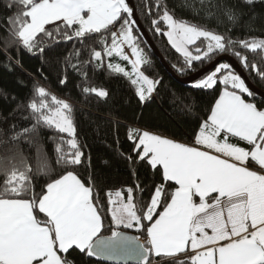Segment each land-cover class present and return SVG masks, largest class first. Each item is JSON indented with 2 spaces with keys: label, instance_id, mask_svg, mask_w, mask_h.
<instances>
[{
  "label": "snow or ice",
  "instance_id": "6c2138e0",
  "mask_svg": "<svg viewBox=\"0 0 264 264\" xmlns=\"http://www.w3.org/2000/svg\"><path fill=\"white\" fill-rule=\"evenodd\" d=\"M257 2L199 0L203 18L223 26L218 31L178 17L166 0H141L150 31L178 54L176 71L210 64L194 87L222 89L190 142L129 130L134 156L125 158L159 173L160 182L109 189L107 208L94 177L77 171L91 158L78 139L73 105L34 85L30 102L18 106L28 112L23 119L29 126L0 128V264H78L77 255L117 264L133 258L153 264V256L163 264H264V104L255 102L245 79L223 60L234 56L264 81V35L230 34L246 15L243 27L255 30L256 17L244 9ZM4 7L11 14L0 24V56L8 67L20 65L21 51L42 57L72 42L64 63L81 77L84 94L109 95L88 83L89 66L126 78L141 103L161 85L146 74L151 62L128 0H8ZM181 7L200 13L187 0ZM59 82L66 84L67 75ZM45 129L55 133L49 139L59 172L44 153ZM23 145L36 149V174L50 177L39 192ZM127 229L144 235V242Z\"/></svg>",
  "mask_w": 264,
  "mask_h": 264
},
{
  "label": "trees",
  "instance_id": "16d2710c",
  "mask_svg": "<svg viewBox=\"0 0 264 264\" xmlns=\"http://www.w3.org/2000/svg\"><path fill=\"white\" fill-rule=\"evenodd\" d=\"M8 0H0V24L11 12L4 7ZM136 15L150 38L151 42L163 58L168 68L179 78L185 79L204 66L197 65L193 71L181 74L173 65L178 64V54L167 44L166 38L155 36L150 31L149 22L140 11L141 0H132ZM188 4L200 10L199 15L181 7L184 0H166L170 8L176 11L180 18L192 20L195 23L206 24L209 28L223 31V26L217 28L214 19H204L205 11L199 0H187ZM239 3V0H232ZM244 11L256 17L254 21L255 30L249 33L244 22L248 20L246 15L240 26L231 31L233 38H244L249 35L260 37L264 35V2L258 0L252 9L245 8ZM230 27V26H229ZM141 36V34H140ZM143 40V47L151 65L147 73L151 78L161 80V85L153 93L152 98L141 103L135 95L134 88L130 86L126 78L111 75L106 69L93 70L88 67V83L98 88H104L109 95L99 98L95 94H84L81 90L83 81L71 68L66 67L64 58L72 51V42L61 43L44 55H30L21 51L19 54L20 65L15 63L11 67L6 66V59L0 56V128H7L15 123L19 127H27L30 121L23 117L28 115L26 110H18V106L27 105L33 95L34 85H43L51 94L64 99L73 105L74 118L77 126L78 139L84 145V152L90 156L91 164H85L77 169L79 174L87 179L91 174L95 179L96 189L102 197V202L107 208L105 192L109 189L117 190L134 185L137 181L144 185L160 182L159 173H154L148 166L138 163L130 164L125 158L127 155L134 156L133 143L128 139L130 129L148 130L159 133L178 141L190 142L197 125L209 114L210 107L218 98L222 89H203L194 87V82L183 84L177 82L162 66L161 62L153 54L147 43ZM15 55V53H13ZM233 58L247 76L250 83L258 90L264 92V81H260L254 75L245 70L240 62ZM249 58L253 54L249 53ZM82 59L88 57L82 56ZM67 75V83L60 84L62 76ZM204 76V75H203ZM201 78V77H200ZM252 100L253 98L248 97ZM255 102L264 104V100L254 97ZM13 117H15L13 119ZM7 123H3V120ZM55 135L50 130H43L42 144L44 153L47 155L52 168L56 172L59 169L55 165L54 143L49 137ZM25 155L29 157V163L36 177L35 190L40 191L41 186L50 177L43 172L36 174L38 157L35 148L23 145ZM124 154L123 156L121 154ZM147 200L149 193L143 194ZM42 215V214H41ZM110 219V217H109ZM104 235L110 234L107 229V220ZM135 235L144 238L136 229H127ZM78 264H108L95 257L77 255ZM153 264H163V259L153 256Z\"/></svg>",
  "mask_w": 264,
  "mask_h": 264
},
{
  "label": "water",
  "instance_id": "95a60500",
  "mask_svg": "<svg viewBox=\"0 0 264 264\" xmlns=\"http://www.w3.org/2000/svg\"><path fill=\"white\" fill-rule=\"evenodd\" d=\"M129 4L131 6H133V2L132 0H128ZM134 7V6H133ZM136 20H137V27L139 28L140 30V34L141 36L143 37V39L145 40V42L147 43L148 47L151 49V51L153 52V54L157 57V59L161 62L162 66L165 68V70L171 74V76L179 83H183V84H190V83H193L195 82L196 80H198L200 77H202L207 71H210L211 68H212V65L208 64L206 67H204L203 69L195 72L194 74L190 75L189 77L185 78V79H179L169 68L168 66L166 65V63L164 62L163 58L161 57V55L159 54V52L157 51V49L155 48V46L153 45V43L151 42L150 38L148 37V35L146 34L145 30L143 29L137 15H136V12H135V17H134ZM223 60L224 62H228L230 63L233 68L235 69V71L237 73H239L241 75L242 78L245 79L247 85L250 87V89L255 93V95L261 99L264 100V92L258 90L257 88H255L251 83L250 81L248 80L247 76L245 75V73L243 72V70L240 68V66L237 64V62L231 58L230 56L228 55H224L223 56ZM129 235H135L131 232H127ZM142 243V242H141ZM96 258V257H95ZM101 261H104L108 264H117L116 261H113V260H106V259H101V258H97ZM120 264H135V259H130L128 261H121Z\"/></svg>",
  "mask_w": 264,
  "mask_h": 264
},
{
  "label": "crops",
  "instance_id": "0c3cea01",
  "mask_svg": "<svg viewBox=\"0 0 264 264\" xmlns=\"http://www.w3.org/2000/svg\"><path fill=\"white\" fill-rule=\"evenodd\" d=\"M140 241L143 243V242H144V238H141V237H140Z\"/></svg>",
  "mask_w": 264,
  "mask_h": 264
},
{
  "label": "rangeland",
  "instance_id": "374dc122",
  "mask_svg": "<svg viewBox=\"0 0 264 264\" xmlns=\"http://www.w3.org/2000/svg\"><path fill=\"white\" fill-rule=\"evenodd\" d=\"M202 77H203V76H202ZM202 77H201V78H202ZM201 78H199V79H201ZM199 79H198V80H199ZM198 80H196V81H198ZM196 81H195V82H196ZM195 82H194V84H195Z\"/></svg>",
  "mask_w": 264,
  "mask_h": 264
}]
</instances>
